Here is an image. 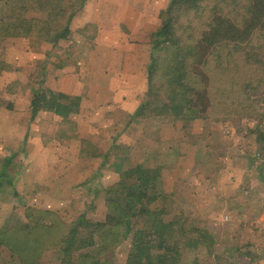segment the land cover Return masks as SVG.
I'll use <instances>...</instances> for the list:
<instances>
[{
  "label": "trees",
  "instance_id": "trees-1",
  "mask_svg": "<svg viewBox=\"0 0 264 264\" xmlns=\"http://www.w3.org/2000/svg\"><path fill=\"white\" fill-rule=\"evenodd\" d=\"M213 1L171 0L160 12L161 25L151 35L156 54L148 65V90L135 117L188 122L219 109L228 118L250 108L251 95L264 92V0L235 1L227 12L221 0ZM86 2L0 0V37L57 44L71 36V23ZM77 107L78 98L47 87L32 102L33 117L48 109L67 119ZM158 180V170L139 162L122 170L119 181L104 189V221L80 215L68 224L53 210L28 206L23 218L0 227V256L7 252L19 264H42L47 252L58 250L59 264H106L101 257L132 235L133 217L148 216L147 225L131 237L127 264H181L186 250L198 248L220 259L216 227L193 218L167 221L164 210L150 207L159 196ZM244 255L261 259L264 249Z\"/></svg>",
  "mask_w": 264,
  "mask_h": 264
},
{
  "label": "crops",
  "instance_id": "crops-1",
  "mask_svg": "<svg viewBox=\"0 0 264 264\" xmlns=\"http://www.w3.org/2000/svg\"><path fill=\"white\" fill-rule=\"evenodd\" d=\"M126 1L87 0L83 11L74 17L82 26L92 23L98 27L91 36L95 48L85 58L84 54H69V38L54 44L0 37V225L9 202L4 196L8 185L15 187L12 196H20L27 205L36 204L73 219L80 215L89 218L93 204L98 211L104 209V189L137 162L158 170L159 196L180 197V171L182 175L191 173L196 157L192 154L195 135L187 133L199 131L203 123L198 118L179 126L178 122L185 123L181 119L135 117L148 90L149 61L140 66L138 57L144 46L130 44L139 40L133 26L144 29L145 25L147 32H155L159 24L148 22L149 16L156 18L150 9L158 17L166 5L150 4L145 13L134 14L136 20L131 10L141 8L137 5L140 0ZM123 24L128 25V32L122 31ZM124 40L129 44L121 50L116 43ZM107 55L111 61L106 60ZM46 87L78 98L79 107L67 119L48 109L33 117L34 95ZM55 117L60 122L72 121L76 130L50 126L48 122ZM150 122L156 123L157 136L147 127ZM40 125L42 129L37 130ZM54 135L59 142L48 140ZM190 139L194 143L188 144ZM86 142L89 149L83 148ZM122 146L127 154L121 152ZM135 152L140 154L134 156Z\"/></svg>",
  "mask_w": 264,
  "mask_h": 264
},
{
  "label": "rangeland",
  "instance_id": "rangeland-1",
  "mask_svg": "<svg viewBox=\"0 0 264 264\" xmlns=\"http://www.w3.org/2000/svg\"><path fill=\"white\" fill-rule=\"evenodd\" d=\"M170 1L140 0L137 5L141 8L143 7L142 11L140 10L141 8L139 10H131L132 16L134 17V14H139V12L145 13L150 4L151 7H159L163 4L167 7ZM235 1L240 2V0H221V6L224 7L222 11H229V7L234 6L233 2ZM212 2L214 1L212 0ZM105 11L112 12L113 10ZM150 11H152V15L155 14L156 18L149 16L148 22L153 24L156 20L160 27V12L162 9L159 10L158 17L154 9H150ZM27 15L32 17L35 13L29 11ZM134 19L138 20V15ZM75 20L74 18L71 23L73 33L69 37V54L72 56L84 54L85 58V55L95 48V43L91 36L97 33L98 27L92 23L82 26L79 21ZM127 26L123 24L122 31L128 32L129 28ZM133 28L135 29L134 37H137L139 40L135 39L130 44L136 43L138 45L141 43L144 46L138 59L140 66L143 65L145 67L147 61L150 63L153 53L156 54L151 43V35L154 31L151 32L150 30L147 32L145 25L144 29H140L141 25H134ZM125 43H128V41H118L116 44H118L117 47L119 49L123 50L126 49L124 48ZM117 47L113 46V49L116 50ZM0 49H2L1 45ZM86 50L87 52H85ZM106 60L111 61L112 58H109V55H107ZM216 69V71L220 70L219 67H216ZM239 93L240 91L235 95L241 98L242 96ZM235 95L229 101L233 102ZM262 95H264V92H257L251 95L252 103L249 104L250 108L241 109L240 113L237 114L230 113L228 114L230 116L228 118H223L225 116L223 113L226 111H220L219 109L212 114L209 113L204 118H200L203 125L197 128L199 131L187 133L195 135L193 138L195 143L191 140V137L188 144L194 143V146H196V149L192 151V154L196 155V157L190 169L191 173L186 172V175H182L183 171H180L179 176L183 181L181 186H179L182 190L177 193L180 197L173 199L169 195H160L150 205L152 209L164 210V218L167 221L178 220L180 218H193L201 221L211 229L217 228L218 245H216L215 253L220 256V259L214 255L209 256L204 248H198L186 250L181 264H193L196 258L199 260L198 264H264V257L251 261L250 256L244 255V252L247 250L257 251L258 249H264V102L261 99ZM215 115H220V117ZM51 120L55 121L50 123L48 122L49 120H46L45 122L59 129L62 128V125H65L67 132H74L73 130L77 128H75V125L68 124L65 120L63 122L61 120L60 122L59 117ZM184 122H178L179 126L191 121ZM149 124L150 126L147 125V127L153 129L151 132L154 136H157L156 123L150 122ZM39 129H42V125L37 130ZM58 137L63 138V135L59 136L58 134ZM58 137L54 135L48 137V140L56 138L59 142L60 139ZM26 144L27 142L23 145ZM33 145L35 146L36 143H33ZM83 148L89 149L87 142L83 144ZM120 150L124 154H127L124 146ZM137 154L139 155L140 153L135 152L133 155L138 156ZM177 157L179 158V155ZM151 164L156 165V162H151ZM6 188L7 191L4 192V196H6L9 202L6 209L3 210L4 217H1L3 219H1L2 224L0 227L15 224L17 219L21 217L20 214L23 218L25 209L28 206L46 210L44 207L36 204L27 205L20 199V196L17 197L14 194L12 196L14 186L8 185ZM71 205L77 206L75 204ZM92 206L94 213L92 212L93 215L89 218L95 221H104L106 216L103 215L106 212V206L100 211H98L96 204ZM61 216L68 224L77 220V218L73 219V217ZM132 221L134 229L129 239L101 257L106 264H127L131 248V237L137 230L147 225L148 216L133 217ZM181 246L183 247V244ZM93 249L96 251L98 246ZM0 257V260L2 259L4 264H19L7 252L2 253ZM59 257L58 250H51L43 257L42 264H59Z\"/></svg>",
  "mask_w": 264,
  "mask_h": 264
}]
</instances>
